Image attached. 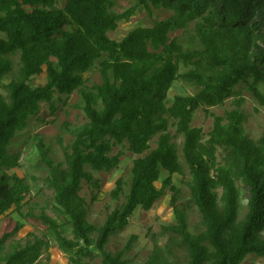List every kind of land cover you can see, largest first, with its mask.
Segmentation results:
<instances>
[{
  "label": "trees",
  "instance_id": "1",
  "mask_svg": "<svg viewBox=\"0 0 264 264\" xmlns=\"http://www.w3.org/2000/svg\"><path fill=\"white\" fill-rule=\"evenodd\" d=\"M137 1V7L118 14L115 0H66L63 8L59 0H0V88L6 92L0 94V216L20 211L31 193L26 179L10 174L22 157L11 151L14 139L40 115L43 104L55 115L58 102L66 105L63 98L79 92L76 108L87 123L64 126L75 138L65 162L57 163L51 148L35 137L40 167L48 172L45 184L65 222L46 213L27 216L47 226L73 264L98 257L101 264H133L125 255L135 237L117 253L107 246L138 209L151 210L168 189L174 209L172 224L162 231L168 241L164 248L156 245L145 264H243L251 255L264 258V134L258 142L247 136L248 116L241 110L243 89L264 108V0ZM138 7L172 15L133 29L121 41L112 39L109 33ZM177 31L187 35L185 44L171 37ZM97 63L102 83L87 87L85 75ZM182 65L191 69L181 74ZM43 74L46 83L33 87V78ZM180 79L199 90L170 104L169 93ZM231 98H237L236 108L215 116L206 140L203 129L193 126L197 111L221 107ZM171 126L184 138V163ZM156 137L157 148L133 162L124 203L103 225L91 224L83 183L99 187L92 172L119 167L123 154H112L116 146L127 143L142 156ZM219 150L225 154L222 163ZM163 172L169 176L158 188ZM187 173L190 200L179 203L181 190L173 176ZM123 190L120 179L112 198L118 201ZM241 200L247 207L243 219ZM194 214L201 218L196 227ZM23 227L18 223L0 239V264H39L50 248L49 241L36 237L7 252V242ZM69 227L72 239L65 236Z\"/></svg>",
  "mask_w": 264,
  "mask_h": 264
},
{
  "label": "rangeland",
  "instance_id": "2",
  "mask_svg": "<svg viewBox=\"0 0 264 264\" xmlns=\"http://www.w3.org/2000/svg\"><path fill=\"white\" fill-rule=\"evenodd\" d=\"M66 0H59V8H63ZM137 0H115L114 11L118 14L124 13L127 10L137 7ZM172 13L164 9H153L152 14L141 7H138L134 16L128 21L119 23V27L115 32L109 33V36L117 41L124 39L130 31L137 27H151L155 22L169 18ZM71 29V28H70ZM172 38H182V43L187 42V35L183 31H177L171 34ZM191 67L181 66L180 73H186ZM86 86L93 87L96 84L102 83V76L99 71V65L85 75ZM46 75L34 77L31 85L37 87L46 83ZM11 78H7L5 83H9ZM241 89V87L239 88ZM198 88L190 83L178 80L169 93V103L173 102L178 95H195ZM242 97L245 103L241 110L248 116L245 123V130L248 137L258 142L264 134V108L261 107L254 97L245 89L242 90ZM0 94L6 95L4 89L0 88ZM67 104L58 102L59 111L52 115L50 114L48 105H42V111L38 117H33L28 124V127L17 135L11 146L12 152H21L20 167L12 170L10 174H17L21 178L27 180L31 187V193L28 196L24 207L18 211L10 210L5 215L0 216V239L7 232H13L18 223L24 225L23 229L15 234L6 245L7 252L14 248H20L27 245L29 242L35 241L36 237L44 238L50 243V248L44 250L39 264H73L71 256L66 254L59 248L56 239L49 233L47 226L38 223L33 219L27 218L30 214L40 216L46 213L49 217L57 220L59 223L65 222V217L61 216L54 208V192L45 184V179L48 176L46 168L40 167V158L36 151L35 137L40 136L45 143L51 148V155L57 163L65 162V150L69 149L73 144L74 136L64 131V126L69 124L70 128H77L85 123L87 119L83 113L76 107L81 102L79 92H75L71 96L64 97ZM237 98H231L221 107L201 108L197 111L193 126L202 128L206 140L209 139L211 131L214 129L215 116L225 117L227 112L236 108L234 101ZM170 133L174 137V142L179 147L181 161L184 163L182 153L184 138L177 136V130L174 126L170 127ZM59 138L63 139V143L58 142ZM158 146V137L151 142V149L142 156L133 154L128 148V144L116 146L113 150V155L122 153L121 163L119 167L112 172H92L96 181H99V187H94L87 182L83 183L81 196L86 199L88 209V221L91 224L101 226L105 223L109 214L119 208L125 201L132 182L133 162L139 157L149 154ZM224 153L222 150L218 152V161L223 162ZM169 176L167 172H163L161 180L156 184L158 188L162 187L163 180ZM124 181V190L120 199L112 198V191L118 180ZM174 185L181 190V200L179 203H186L190 200V190L188 182L190 175L186 176L176 174L173 176ZM173 192L169 189L165 195L149 210L138 209L127 226L121 233L113 237L107 250L112 253H117L124 250L132 238H136L133 242L131 250H129L125 258L133 264H145L153 254L156 245L164 248L167 244L168 237L162 236L163 227L171 225L174 220V209L171 205ZM247 213V207L244 200H241L240 218L243 219ZM201 218L198 214H194L191 218L193 227L200 225ZM65 236L72 239L70 227L65 233ZM87 264H101L100 257L95 260L85 261ZM243 264H264V258L249 256Z\"/></svg>",
  "mask_w": 264,
  "mask_h": 264
}]
</instances>
